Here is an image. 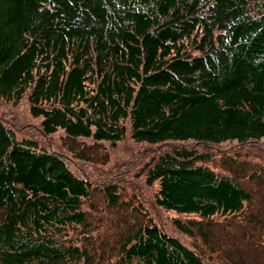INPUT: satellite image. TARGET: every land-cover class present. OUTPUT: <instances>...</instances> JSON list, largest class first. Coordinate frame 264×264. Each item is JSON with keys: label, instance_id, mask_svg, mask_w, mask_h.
Listing matches in <instances>:
<instances>
[{"label": "trees", "instance_id": "1", "mask_svg": "<svg viewBox=\"0 0 264 264\" xmlns=\"http://www.w3.org/2000/svg\"><path fill=\"white\" fill-rule=\"evenodd\" d=\"M0 97L84 162L153 146L131 190L0 117V264H264V0H0Z\"/></svg>", "mask_w": 264, "mask_h": 264}, {"label": "rangeland", "instance_id": "2", "mask_svg": "<svg viewBox=\"0 0 264 264\" xmlns=\"http://www.w3.org/2000/svg\"><path fill=\"white\" fill-rule=\"evenodd\" d=\"M0 117L8 124H10L16 131L18 135H32L38 138L40 141L47 144L50 148L60 149L61 152L66 157L72 170L79 174L84 171L85 175H93L97 180H107V181H123V186L129 187L131 190L134 189L135 184V174H131L135 171V168L141 164L142 157L146 155V149L153 148L151 145L144 143H136L129 138H125L122 141H117L116 143L107 146L106 143L98 145L97 149L92 148L85 150V154L91 160L82 161L80 155L82 152H75L69 147L65 146V141L61 136L60 131H56L52 134L41 133L38 125V118L30 116L27 108V102L25 98L14 102L9 101L3 97H0ZM88 145V144H87ZM258 149L264 151V141L257 142L254 144ZM89 146V145H88ZM189 148H193L196 151H206L212 155L208 164L212 167L221 169V164L224 159L223 156L228 153L235 151H240L241 155L246 152L252 151V143L243 147V145H237L233 142H224L221 144H206V143H189L187 144ZM92 150V152L90 151ZM107 154L108 158L105 163H99L100 156ZM91 164H93L91 166ZM99 172V173H97ZM96 173V174H95ZM82 176V175H80ZM128 181V182H125ZM149 188H143L146 190ZM140 198L144 201L145 206L155 213L156 219L160 222L162 227L170 233L178 236H182L186 240L184 234H177L176 230L170 226L169 219L174 212L166 211L163 209H157L152 204V199L150 193L140 194Z\"/></svg>", "mask_w": 264, "mask_h": 264}]
</instances>
